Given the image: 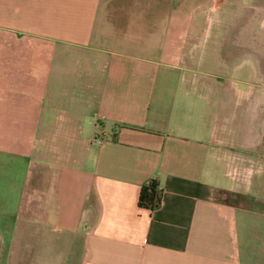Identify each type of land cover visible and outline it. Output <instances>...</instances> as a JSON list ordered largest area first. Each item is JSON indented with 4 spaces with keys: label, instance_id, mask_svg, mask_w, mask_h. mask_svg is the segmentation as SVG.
<instances>
[{
    "label": "crops",
    "instance_id": "0c3cea01",
    "mask_svg": "<svg viewBox=\"0 0 264 264\" xmlns=\"http://www.w3.org/2000/svg\"><path fill=\"white\" fill-rule=\"evenodd\" d=\"M218 3L0 0V173L20 174L0 175V204L15 200L16 264L264 263L248 240L254 220L264 242V209L216 198L264 202V89L198 77L232 41L212 35ZM151 179L153 210L137 204Z\"/></svg>",
    "mask_w": 264,
    "mask_h": 264
},
{
    "label": "rangeland",
    "instance_id": "374dc122",
    "mask_svg": "<svg viewBox=\"0 0 264 264\" xmlns=\"http://www.w3.org/2000/svg\"><path fill=\"white\" fill-rule=\"evenodd\" d=\"M214 19L216 24L212 35L232 41L231 44L226 45L216 42V52L219 53L217 59L211 63V66H206V69L203 67L205 70L198 75L199 81H210V76L214 74V79L220 84L254 91L253 95L256 96L261 92L260 90L264 89V0H220ZM204 26L205 24H202V28ZM224 48H227V53L224 52ZM259 96L264 99V91ZM251 115L247 117L252 119ZM2 160L4 163L15 162L18 166L22 165L21 162L9 156L3 157ZM0 175L5 178L7 175L19 176L20 174H5L1 171ZM261 176L264 177V174ZM254 182H256L255 179ZM262 182L263 187L259 194L254 193L257 198L264 200V179H259V184ZM247 197L250 198V207L264 209L263 201H252L254 197L250 194ZM15 209L13 198L6 199L3 204H0V264H16L14 261L16 254L10 252L8 246L10 232L16 224V215L13 213ZM256 223L257 221L254 220L248 222V232L251 237L247 239L250 240L251 245L259 246L264 244L259 231L262 223Z\"/></svg>",
    "mask_w": 264,
    "mask_h": 264
},
{
    "label": "trees",
    "instance_id": "16d2710c",
    "mask_svg": "<svg viewBox=\"0 0 264 264\" xmlns=\"http://www.w3.org/2000/svg\"><path fill=\"white\" fill-rule=\"evenodd\" d=\"M216 198L219 202L234 206H246L247 202L249 203L246 195L227 190H218ZM160 201L161 188L156 179H151L141 186L137 202L139 207L153 210L159 206Z\"/></svg>",
    "mask_w": 264,
    "mask_h": 264
},
{
    "label": "built area",
    "instance_id": "2783aa9c",
    "mask_svg": "<svg viewBox=\"0 0 264 264\" xmlns=\"http://www.w3.org/2000/svg\"><path fill=\"white\" fill-rule=\"evenodd\" d=\"M96 142H97V143H100V140L96 139Z\"/></svg>",
    "mask_w": 264,
    "mask_h": 264
}]
</instances>
